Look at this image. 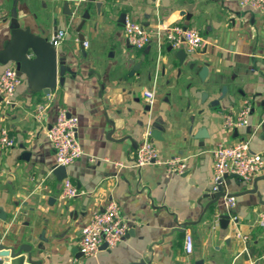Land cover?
Returning <instances> with one entry per match:
<instances>
[{
  "label": "crops",
  "instance_id": "obj_1",
  "mask_svg": "<svg viewBox=\"0 0 264 264\" xmlns=\"http://www.w3.org/2000/svg\"><path fill=\"white\" fill-rule=\"evenodd\" d=\"M83 19L87 47L77 33ZM125 20L151 32L150 46L126 43ZM12 22L49 40L55 26L65 31L56 52L70 72L47 95L22 77L14 104L0 101V130L15 140L0 148L1 245L31 248L34 264H264V170L249 183L225 182L232 210L224 197L209 207L202 199L214 179L217 145L248 142L264 158V14L240 8L237 0H90L78 9L70 0H0V53L12 40ZM172 25L196 28L207 47L191 53L182 47L181 63L179 50L157 34ZM8 66L0 65V75ZM145 91L155 95L150 110ZM247 101L248 126L224 130L223 117ZM39 107L44 111L36 118ZM63 109L78 119L83 153L66 167L83 194L67 200L61 199L64 179L52 173L47 137ZM151 129L160 158L185 159L186 175L164 165L133 166ZM110 202L127 231L115 247L83 257L81 230ZM220 215L229 216L224 228ZM186 233L191 254L184 250Z\"/></svg>",
  "mask_w": 264,
  "mask_h": 264
},
{
  "label": "built area",
  "instance_id": "obj_2",
  "mask_svg": "<svg viewBox=\"0 0 264 264\" xmlns=\"http://www.w3.org/2000/svg\"><path fill=\"white\" fill-rule=\"evenodd\" d=\"M90 0H70L72 7L78 9L79 6L88 3ZM239 7L249 9L255 13L264 14V0H237ZM125 41L134 49L142 50L150 46L151 32L133 21L125 20L124 22ZM157 34L163 36L165 42L175 49L179 50L185 47L187 53L199 52L207 47V42L202 38L199 31L194 28H183L172 25L171 27H162L157 30ZM65 36V31L58 32L52 38V44L59 46ZM87 47V42H83ZM22 84L21 78L16 75L14 65L8 66L0 75V98L1 104L5 107L14 104L13 97L16 89ZM154 92L145 91V105L150 110L155 103ZM44 111L39 107L36 118ZM251 103L245 102L235 115H226L223 117L222 127L226 131L235 128L247 127ZM264 124V118L261 125ZM78 119L67 113L65 109L58 112L55 122L47 130V137L51 144L55 164L52 171L56 168L67 166L77 162L82 156V150L77 136ZM144 140L135 151L133 166L141 168L149 165H164L166 170L171 174L184 175L186 173L185 159L175 156V158L162 160L159 152L151 142V134L147 131ZM15 145V140L5 129L0 130V148L9 149ZM214 169V179L217 181L224 175H235L241 182L249 183L258 174L264 170V158L259 154L251 153L248 142H239L230 146L217 145L211 152ZM120 166V164H118ZM61 199H74L83 194L79 191L66 177L62 181ZM226 205L230 210L234 207V197L225 198ZM259 224L264 227V220L261 219ZM127 231L126 224L120 216L118 206L110 202L102 212L94 213L86 222L81 230L79 240V252L83 257H95L101 247H115L123 238ZM184 250L186 254L193 251L192 238L190 234L184 235Z\"/></svg>",
  "mask_w": 264,
  "mask_h": 264
},
{
  "label": "water",
  "instance_id": "obj_3",
  "mask_svg": "<svg viewBox=\"0 0 264 264\" xmlns=\"http://www.w3.org/2000/svg\"><path fill=\"white\" fill-rule=\"evenodd\" d=\"M84 19L80 22V26L77 29L79 44L84 40V37L80 34ZM55 24L56 22H54V26ZM11 27L12 40L7 45L6 50L0 53V65L7 66L9 63L13 64L16 75L20 78H26L33 91L42 92L43 95L50 94L56 89L57 84L63 83V77L65 73L70 72V69L66 67L62 60L58 59L56 47L52 44V39L41 38L33 35L28 30L24 31L18 27L16 22H12ZM56 35L57 27L55 26L52 38ZM176 57L183 63L186 54L183 50H179L176 53ZM205 71L206 68L201 70V74L199 75L200 78H202ZM150 134L151 138L159 139L156 136L155 129H151ZM52 173L58 176L59 180H63L67 177L66 168L63 167L54 169ZM184 175H186V173ZM235 177L236 176L233 174L228 176L224 175L219 180L212 181L211 184L205 186L202 199H208L210 201L208 207L213 205V203L217 202L220 198L231 197V195L226 193L225 182ZM0 219L5 220V216L3 217L0 214ZM228 222V215L219 216V224L223 228L228 225ZM0 264H34L31 261V248L25 245L11 248L0 244Z\"/></svg>",
  "mask_w": 264,
  "mask_h": 264
}]
</instances>
